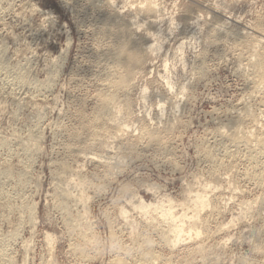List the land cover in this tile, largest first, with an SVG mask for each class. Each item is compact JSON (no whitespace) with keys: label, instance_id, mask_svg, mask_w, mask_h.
Wrapping results in <instances>:
<instances>
[{"label":"clouds","instance_id":"1","mask_svg":"<svg viewBox=\"0 0 264 264\" xmlns=\"http://www.w3.org/2000/svg\"><path fill=\"white\" fill-rule=\"evenodd\" d=\"M17 2L0 0V264H147L151 246L176 250L179 223L206 230L205 215L243 228L233 238L246 251L229 264H264V194L248 199L253 184L264 192V39L237 51L244 16L229 15L247 0H222L194 50L164 39L159 55L151 41L139 61L72 67L57 17ZM221 128L239 137L247 170L211 162L206 130ZM168 210L183 220L165 222Z\"/></svg>","mask_w":264,"mask_h":264},{"label":"rangeland","instance_id":"2","mask_svg":"<svg viewBox=\"0 0 264 264\" xmlns=\"http://www.w3.org/2000/svg\"><path fill=\"white\" fill-rule=\"evenodd\" d=\"M34 2L42 12L54 14L57 17V30L71 38L73 44L69 50L68 67H72L77 58L100 65L107 63L102 57V52L115 39L107 33V30L110 28L115 31L118 30V27L106 24L105 20L114 15L113 13L124 20L135 22L130 26L134 40L132 44L140 46L139 51H141L152 41V46H158L157 50L150 49V54L155 56L160 54L164 39H168L171 43L173 39L189 37L184 43L187 44L189 50H194L197 36L204 28L205 22L208 19H217L222 12L220 8L222 0H216L214 5L210 4V0H111V2L110 0H72L68 7L63 6L60 0H34ZM145 3L151 4L153 8L140 11ZM23 4L24 0H18L17 10H22ZM13 15L15 16V13ZM229 15H234L237 20L244 16V20L241 22L246 29L245 36L252 37L259 33L264 38V27L258 26L264 24V0H247L242 12L229 13ZM250 24L253 26L249 27ZM176 28L175 36L170 38L168 33L174 32ZM184 43L177 50L178 54H183ZM46 47L53 54L59 51L58 45L51 42ZM169 47L171 48L172 45L169 44ZM236 47L239 51L242 45L238 43ZM93 49H98V51ZM163 49L166 50L167 45H164ZM138 58L140 59V57ZM166 67L165 65V70ZM8 123L5 120V127ZM240 127L245 128V134L253 133L255 135L254 131L246 125L238 124L237 128ZM206 132L208 136L206 148L213 156L211 162L215 164L216 169L237 167L247 170L249 168V163L244 159L248 153L246 149L242 150L239 147L240 141L234 144L226 137L222 139L219 136L220 142L215 138L217 132L224 134L226 129H207ZM199 135L200 138H206L204 131ZM256 152L259 153L257 149ZM248 159L251 160V157L249 156ZM257 163L264 164V159L257 156ZM258 172V169L253 168L254 178L259 177ZM260 183H264V180H261ZM250 191L252 194L248 199H255L264 194L255 184L252 185ZM37 203L38 212L42 215L47 201L41 199ZM231 207L229 205V208ZM230 217L227 221L222 222L215 216L205 215L203 218L207 224L206 230H202L203 234L197 240L183 237L184 240L174 247L176 249L174 251L156 249L155 246H151L153 252L158 256L155 264H229V256L241 255L246 251L244 247L238 246L236 239L233 238L239 236L243 232V228L238 221L235 226H232L229 223L232 219ZM219 224H223L221 225L223 230ZM223 226H225V230ZM218 228H220L219 233H217ZM5 231H7V225H5ZM240 239H243V236H240ZM35 264H40L38 259ZM230 264H238V262L231 261Z\"/></svg>","mask_w":264,"mask_h":264},{"label":"bare ground","instance_id":"3","mask_svg":"<svg viewBox=\"0 0 264 264\" xmlns=\"http://www.w3.org/2000/svg\"><path fill=\"white\" fill-rule=\"evenodd\" d=\"M152 8H153V6L151 4L145 3V5L140 8L141 9L140 11H147V10H150ZM113 14L114 15L109 16L107 18V20H105V23L106 24L116 25L118 27V30L113 31L110 28L107 30V33L110 36H113V38H115V39H113L107 45V47L104 49V51L102 52L103 59L106 60L107 63H115L117 61V58H121V57H128V59H129L130 62H132V61H138L139 58L137 57V54H138V51L140 49V46H138L137 44L136 45L132 44L134 40L132 38V32H131L132 30L130 29V26L132 24H135V22H130V21L124 20L120 16L116 15L115 13H113ZM245 35L246 34H244V36ZM245 37L246 38L243 41V45L242 46L247 45L249 41H259V40L264 39L261 36V34H259V33H257L256 35H253L252 37H248V36H245ZM150 49L151 50H157L158 49V46L157 45H154V46L151 45V48ZM243 135L248 140H251L254 137V134L253 133H251V135H248V134L243 133ZM219 136H221L222 139H224L223 137H226L228 140H230L234 144H236V142L239 141V137L229 138L227 135H225V133L224 134L223 133H219ZM218 140L220 142V139H218ZM262 147H264V146L258 147L257 148V151L260 152V150H261ZM209 154H210L211 160H212L213 156H212V154L210 152H209ZM258 176H260V172H258ZM197 203H199L201 207H206L207 206L206 203H205V201L203 199H198ZM160 217L165 222H167L168 220H171L173 223H178L179 221L183 220V217H174L172 210H168L167 212L161 211ZM230 218H232V217H230ZM190 219L191 220H196L198 218L197 217H191ZM221 225H223V224H221ZM221 225H220V228L222 229V226ZM224 227L225 226H223V228ZM224 230H225V228H224ZM202 234H203V231L202 230H196L195 232H193V231L190 230L188 232H185L184 231V224L183 223H179V227H177L176 230H175L174 239L171 241V244L173 245V247L179 245V243L184 240L183 237H186V238L192 239V240H194V239L197 240V238L200 237ZM205 235H206V233H205ZM221 245H222V243H221ZM197 248H196V250H199ZM157 259H158V256L156 255V253H154L152 251L151 258L147 262V264H155V261ZM162 264H166V263H162Z\"/></svg>","mask_w":264,"mask_h":264}]
</instances>
